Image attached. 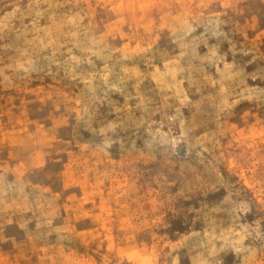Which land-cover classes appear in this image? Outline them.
<instances>
[{"label": "rangeland", "instance_id": "374dc122", "mask_svg": "<svg viewBox=\"0 0 264 264\" xmlns=\"http://www.w3.org/2000/svg\"><path fill=\"white\" fill-rule=\"evenodd\" d=\"M0 264H264V0H0Z\"/></svg>", "mask_w": 264, "mask_h": 264}]
</instances>
